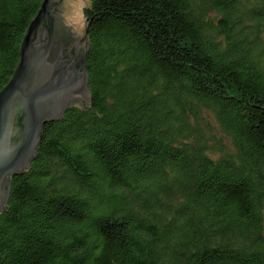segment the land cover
Masks as SVG:
<instances>
[{"label":"trees","instance_id":"obj_1","mask_svg":"<svg viewBox=\"0 0 264 264\" xmlns=\"http://www.w3.org/2000/svg\"><path fill=\"white\" fill-rule=\"evenodd\" d=\"M91 110L10 179L0 264H264V0H89ZM42 0H0V91Z\"/></svg>","mask_w":264,"mask_h":264},{"label":"water","instance_id":"obj_2","mask_svg":"<svg viewBox=\"0 0 264 264\" xmlns=\"http://www.w3.org/2000/svg\"><path fill=\"white\" fill-rule=\"evenodd\" d=\"M89 0H42L19 46V61L0 91V213L10 179L37 157L46 124L72 108L91 110L86 60Z\"/></svg>","mask_w":264,"mask_h":264},{"label":"rangeland","instance_id":"obj_3","mask_svg":"<svg viewBox=\"0 0 264 264\" xmlns=\"http://www.w3.org/2000/svg\"><path fill=\"white\" fill-rule=\"evenodd\" d=\"M83 9H84V8H82V14H83Z\"/></svg>","mask_w":264,"mask_h":264}]
</instances>
